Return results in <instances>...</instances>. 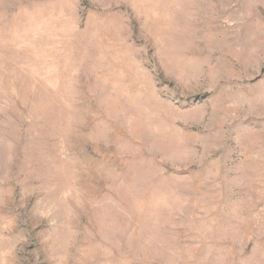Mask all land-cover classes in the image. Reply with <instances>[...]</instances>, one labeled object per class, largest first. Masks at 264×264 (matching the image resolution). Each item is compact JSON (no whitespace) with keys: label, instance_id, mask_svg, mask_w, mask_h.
Listing matches in <instances>:
<instances>
[{"label":"rangeland","instance_id":"obj_1","mask_svg":"<svg viewBox=\"0 0 264 264\" xmlns=\"http://www.w3.org/2000/svg\"><path fill=\"white\" fill-rule=\"evenodd\" d=\"M0 264H264V0H0Z\"/></svg>","mask_w":264,"mask_h":264}]
</instances>
